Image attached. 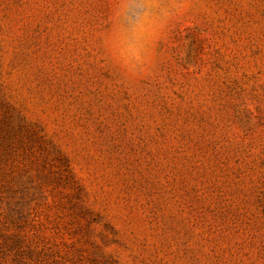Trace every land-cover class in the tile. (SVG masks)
Wrapping results in <instances>:
<instances>
[{"label": "rangeland", "instance_id": "rangeland-1", "mask_svg": "<svg viewBox=\"0 0 264 264\" xmlns=\"http://www.w3.org/2000/svg\"><path fill=\"white\" fill-rule=\"evenodd\" d=\"M0 0V264H264V0ZM130 15V13H128Z\"/></svg>", "mask_w": 264, "mask_h": 264}, {"label": "clouds", "instance_id": "clouds-1", "mask_svg": "<svg viewBox=\"0 0 264 264\" xmlns=\"http://www.w3.org/2000/svg\"><path fill=\"white\" fill-rule=\"evenodd\" d=\"M156 7L155 0H129L122 5L127 25L116 26L104 38L106 50L126 76H135L142 69L149 45L163 26V17L153 14Z\"/></svg>", "mask_w": 264, "mask_h": 264}]
</instances>
